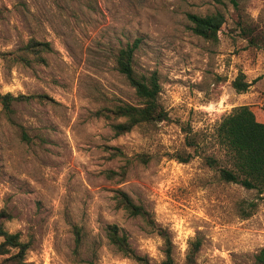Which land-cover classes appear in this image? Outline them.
Listing matches in <instances>:
<instances>
[{"label":"rangeland","instance_id":"374dc122","mask_svg":"<svg viewBox=\"0 0 264 264\" xmlns=\"http://www.w3.org/2000/svg\"><path fill=\"white\" fill-rule=\"evenodd\" d=\"M215 13L225 17L218 42L197 36L188 15ZM136 39L135 70L158 74L169 120L116 136L96 112L138 104L116 68ZM31 40L50 44L44 63L23 50ZM0 53L9 54L1 94L54 100L18 102L10 117L0 105V209L11 215L5 229L29 245L26 264H141L110 243L111 225L161 264L164 239L118 208L117 190L168 232L175 264L197 239V264H256L264 195L220 179L232 160L215 132L237 107L264 114V0H0ZM240 75L245 93L232 85ZM177 153L193 158L180 163Z\"/></svg>","mask_w":264,"mask_h":264},{"label":"trees","instance_id":"16d2710c","mask_svg":"<svg viewBox=\"0 0 264 264\" xmlns=\"http://www.w3.org/2000/svg\"><path fill=\"white\" fill-rule=\"evenodd\" d=\"M236 3V2H235ZM237 5V4H236ZM192 23V31L199 37L212 42H218L219 33L225 24V17L221 13L211 15L189 14ZM140 39L128 44L121 49L116 58V68L134 89L138 104L121 103L111 107H104L96 112V116L112 122L111 128L116 136L130 133L138 126L144 124H156L169 120L168 112L159 103L161 84L156 72L149 76L140 75L134 67L135 54L140 47ZM27 54L34 56L36 62L44 63L43 53L51 51L49 43L31 40L23 49ZM9 54L0 53V57ZM14 60L30 65L26 56L18 55ZM238 93H245L250 84L244 80V76H238L232 83ZM37 100L41 103H53L54 100L45 95L14 96L11 93H0V105L4 113L10 117L14 113V105L22 101ZM216 141L226 150L227 156L232 160L231 168L219 169L220 179L227 183L241 185L248 190H256L264 195V123L257 121L255 113L248 106L235 108L220 122L216 132ZM192 147L194 141L189 140ZM115 156L125 157L117 148H109ZM180 163H189L192 154L177 153L173 156ZM210 166L216 163L212 157H207ZM126 168H123V175ZM109 177L119 175L116 172H108ZM118 208L124 210L132 217L142 218L148 227L157 232L165 241L166 259L161 264H175L172 252V242L168 232L158 227L152 214L142 205L136 204L132 198L121 190H117L114 196ZM249 215H245L244 218ZM11 219V215L4 209H0V257L9 256L0 260V264H26L25 256L29 245L21 240L19 233H10L5 229V224ZM110 243L123 255L130 257L141 264H151L146 257L140 256L132 248L128 236L116 225L107 228ZM77 238V244H80ZM202 242L197 239L187 253L185 264H197V254ZM256 264H264V249L256 258Z\"/></svg>","mask_w":264,"mask_h":264},{"label":"crops","instance_id":"0c3cea01","mask_svg":"<svg viewBox=\"0 0 264 264\" xmlns=\"http://www.w3.org/2000/svg\"><path fill=\"white\" fill-rule=\"evenodd\" d=\"M257 121L260 123H264V114L260 115L259 117H256Z\"/></svg>","mask_w":264,"mask_h":264}]
</instances>
